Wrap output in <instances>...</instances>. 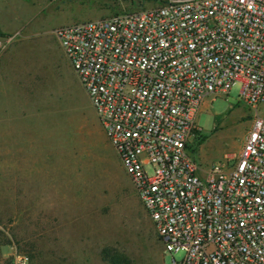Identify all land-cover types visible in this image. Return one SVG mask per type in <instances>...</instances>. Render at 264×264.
<instances>
[{"label":"built area","instance_id":"built-area-1","mask_svg":"<svg viewBox=\"0 0 264 264\" xmlns=\"http://www.w3.org/2000/svg\"><path fill=\"white\" fill-rule=\"evenodd\" d=\"M55 35L173 264H264V0H164ZM238 84L251 129L204 169L198 117Z\"/></svg>","mask_w":264,"mask_h":264},{"label":"rangeland","instance_id":"rangeland-1","mask_svg":"<svg viewBox=\"0 0 264 264\" xmlns=\"http://www.w3.org/2000/svg\"><path fill=\"white\" fill-rule=\"evenodd\" d=\"M163 0H0V264H173L55 30ZM241 86L209 98L189 154L236 158L255 111ZM264 116V105L260 106Z\"/></svg>","mask_w":264,"mask_h":264},{"label":"trees","instance_id":"trees-1","mask_svg":"<svg viewBox=\"0 0 264 264\" xmlns=\"http://www.w3.org/2000/svg\"><path fill=\"white\" fill-rule=\"evenodd\" d=\"M163 3H164V0H163ZM103 257L106 261H108L111 264H131L130 261L126 259L125 257L114 255L113 251L111 250H105L103 253Z\"/></svg>","mask_w":264,"mask_h":264}]
</instances>
